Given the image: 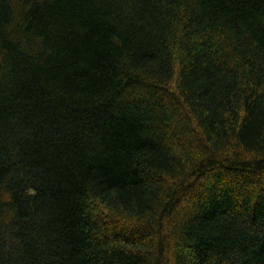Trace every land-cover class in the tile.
Listing matches in <instances>:
<instances>
[{
    "label": "trees",
    "instance_id": "16d2710c",
    "mask_svg": "<svg viewBox=\"0 0 264 264\" xmlns=\"http://www.w3.org/2000/svg\"><path fill=\"white\" fill-rule=\"evenodd\" d=\"M0 264H264V0H0Z\"/></svg>",
    "mask_w": 264,
    "mask_h": 264
}]
</instances>
